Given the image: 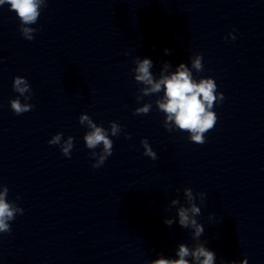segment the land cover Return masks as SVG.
<instances>
[{"label":"clouds","instance_id":"1","mask_svg":"<svg viewBox=\"0 0 264 264\" xmlns=\"http://www.w3.org/2000/svg\"><path fill=\"white\" fill-rule=\"evenodd\" d=\"M9 5L10 10L14 11L20 21V33L25 40L32 41L34 33L38 29L31 27L37 23L41 9L47 7V0H0V6ZM229 37L235 40V36L229 33ZM165 54L170 55L169 49H165ZM203 56L196 54L190 57L191 68L185 63H180L174 72L168 73L172 67L170 63L165 62L161 69L159 78H155L151 69L153 61L149 58H137L134 61L133 68L134 79L138 85H142L138 89L137 101L152 95L163 92L162 96H158L155 100L157 110L164 113L165 119L163 126L169 132L179 130L189 134V140L196 144H204L206 142V133L214 129L217 123V115L214 106L221 103L225 97L222 92L217 91V84L211 77L200 78L193 77L192 70L201 72L203 70ZM13 90L19 95L10 100V108L15 115H22L34 108V105L28 103L31 100L32 89L29 82L22 76L13 78ZM23 97L25 102H21ZM152 109V103H144L141 107H137L133 115H147ZM79 123L85 125L89 130L85 133L83 140L85 146L91 150L90 158L94 159L92 167L100 168L104 165L108 157L112 155L113 140L110 136H118L123 131L117 122H109V128L96 124L89 115L82 113L79 116ZM125 139H131L130 134L124 133ZM73 137L69 136L63 139V133H56L49 141V145H57L60 147L61 153L66 158L71 157L74 147ZM144 152L143 155L149 157L153 161L158 159L157 153L153 151L148 140L140 141ZM102 146V148H101ZM101 148V151H95ZM180 189H177L179 192ZM9 189L7 186L0 184V233H10L11 225L17 214H23L24 209L19 207L15 201L7 199ZM185 204H181L179 199H172L170 207H176L175 218H165L164 223L169 227L177 222L184 229H191V237L195 242L193 246L180 243L175 251L177 258H165L163 255L157 259H153L148 264H215L216 254L209 250L200 237L204 233V226L197 221V217L201 214V208L197 205L196 200L204 201L206 194H194L191 188H184ZM19 199V197H17ZM221 264H238L237 261H221ZM240 264V262H239ZM243 264H248L245 258Z\"/></svg>","mask_w":264,"mask_h":264}]
</instances>
